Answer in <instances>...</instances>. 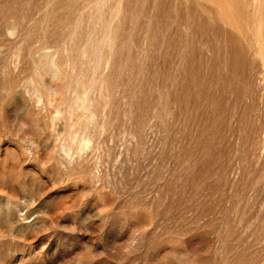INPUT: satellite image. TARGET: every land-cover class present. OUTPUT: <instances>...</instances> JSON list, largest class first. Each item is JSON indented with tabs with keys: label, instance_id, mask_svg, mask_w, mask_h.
<instances>
[{
	"label": "rangeland",
	"instance_id": "obj_1",
	"mask_svg": "<svg viewBox=\"0 0 264 264\" xmlns=\"http://www.w3.org/2000/svg\"><path fill=\"white\" fill-rule=\"evenodd\" d=\"M0 264H264V0H0Z\"/></svg>",
	"mask_w": 264,
	"mask_h": 264
}]
</instances>
